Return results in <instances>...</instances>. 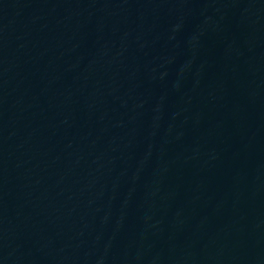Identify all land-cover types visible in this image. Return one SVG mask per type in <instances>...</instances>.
<instances>
[{"label": "water", "instance_id": "95a60500", "mask_svg": "<svg viewBox=\"0 0 264 264\" xmlns=\"http://www.w3.org/2000/svg\"><path fill=\"white\" fill-rule=\"evenodd\" d=\"M0 264H264V0H0Z\"/></svg>", "mask_w": 264, "mask_h": 264}]
</instances>
